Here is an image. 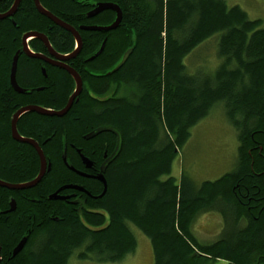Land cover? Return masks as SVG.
<instances>
[{
	"label": "trees",
	"instance_id": "obj_1",
	"mask_svg": "<svg viewBox=\"0 0 264 264\" xmlns=\"http://www.w3.org/2000/svg\"><path fill=\"white\" fill-rule=\"evenodd\" d=\"M14 1L1 0L0 14ZM39 1L80 34L81 53L68 65L80 75L83 92L63 118L28 113L17 123L22 136L39 142L51 171L33 189L0 188V264H73L75 254L80 263L120 262L138 248L135 230L149 240L152 264H264L261 20L225 0ZM99 3L119 6L120 26L108 33L80 30L113 24L112 11L87 17ZM30 32L45 35L60 54L75 49L73 36L40 15L33 0H21L17 13L0 21V180L10 184L31 182L40 173L33 148L10 137L13 115L26 106L62 110L75 85L67 72L48 71L46 92L14 91L13 59ZM212 38L216 70L189 72L185 59ZM104 42L101 55L88 62ZM29 47L46 50L37 39ZM130 49L125 65L113 72ZM30 58L21 54L17 62L22 88L43 81L40 64ZM218 104L237 133L236 168L199 186L186 174L177 179L174 162L191 129ZM81 156L93 167L86 168ZM98 176L107 185L102 197ZM67 184L82 186L91 198L83 194L78 205L49 199ZM12 201L16 211L4 214ZM209 212L221 214L224 228L216 241L203 243L193 228ZM24 238L23 251L12 257Z\"/></svg>",
	"mask_w": 264,
	"mask_h": 264
},
{
	"label": "rangeland",
	"instance_id": "obj_2",
	"mask_svg": "<svg viewBox=\"0 0 264 264\" xmlns=\"http://www.w3.org/2000/svg\"><path fill=\"white\" fill-rule=\"evenodd\" d=\"M225 1L230 7H241L250 20H261V27L264 28V0ZM184 62L189 72L195 73L199 70L202 75L213 74L220 63L217 58L215 38L198 47ZM237 148V133L226 117L224 106L218 104L212 108L205 119L191 129V138L174 162L173 176L179 179L180 175L186 174L197 186L206 181H217L236 168ZM72 186L73 184L64 185L58 192ZM64 198L67 200L68 196ZM223 228L221 214L209 212L199 217L194 224L193 233L199 241L210 243L219 238ZM135 232L138 240L136 252L120 262L107 264L153 263V252L149 240L139 230ZM76 257V254L72 257L73 264H96L90 261L80 263Z\"/></svg>",
	"mask_w": 264,
	"mask_h": 264
},
{
	"label": "water",
	"instance_id": "obj_3",
	"mask_svg": "<svg viewBox=\"0 0 264 264\" xmlns=\"http://www.w3.org/2000/svg\"><path fill=\"white\" fill-rule=\"evenodd\" d=\"M1 1V0H0ZM21 0H15L13 6L11 7V9L4 13V14H0V21L8 19V18H12L18 11L19 5H20ZM34 4H35V8L38 11V13L44 17H46L47 19H49L52 23H54L55 25L59 26L60 28L64 29L65 31L69 32L74 40H75V49L74 51L69 54V55H59L58 53H56V51L52 48L48 38L43 35V34H39L36 32H30L27 33L23 36V42H22V51H19L16 53V55L14 56L13 59V63H12V68H11V72H10V84L11 87L14 89L15 92L20 93V94H25V90H22L17 81H16V71H17V62L19 59V56L23 53L25 55H27L28 57L31 58H38L37 55H34L31 53L29 47H28V40H33V39H37L39 41H41L45 48L47 50H49V52L55 56L60 63L57 64L56 66L60 67V69H62L63 71L67 72L72 79L75 82V90L72 93V95L70 96L66 106L59 111H55V110H50L44 107H40V106H26L24 108H21L20 110H18L12 117L11 120V129H12V135L14 140L20 142V143H25V144H29L31 146H33V148L36 150L39 159H40V173L37 176V178L31 182L25 183V184H10V183H6L4 181L0 180V188H4L7 189L9 191H14V192H20V191H24V190H30L33 189L35 187H37L42 179L45 177L47 172L51 171V165H48L46 162V158L44 156L43 151L41 150V148L39 147V145L30 140V139H25V138H21L20 135L17 132V123L19 121V119L28 113H36L38 115L41 116H47V117H57V118H63L65 115H67V113L71 110L74 102L79 98V96L81 95L82 91H83V82L82 79L80 77V75L70 66H68L66 64V62L68 60H72L75 59L82 50V39L80 37V34L78 32V30H76L75 28H73L72 26L62 22L61 20H59L57 17H55L54 15H52L50 12H48L46 9H44L42 7V5L40 4L39 0H33ZM105 11H112L116 14V19L113 22L112 25L108 26V27H81L80 30H84V31H97V32H101V33H108L110 31H114L116 30L119 26L120 23L122 21V11L120 10L119 6L113 3H99L97 5L94 6V8L88 13L87 17L88 18H94L96 16H98L99 14L105 12ZM104 45L105 42L103 43L101 49L99 50V52H97L94 56H92L88 62L95 60L96 58H98L101 53L104 50ZM132 49L128 50L120 64L114 69L113 72L118 71L122 66L125 65V63L127 62L128 58L130 57V55L132 54ZM83 164L86 166V168H92L93 164L91 161H89L88 159L84 158V156H81ZM65 163L67 165V162L65 160ZM68 166V165H67ZM71 171L79 174L80 176L83 177H89L83 173L77 172L74 168L69 167ZM98 181L102 182V184L104 185V191L102 193L101 196L102 197L105 192H106V181L104 179L103 176H98L95 177ZM76 189V190H80V191H84L83 188H80L78 186H72L69 187V189ZM59 192L54 193L53 195H51L49 197L50 200H65L66 198H59L58 195ZM10 212H13L15 210V201H12L10 204ZM27 238H24L17 246L16 248L13 250L12 252V257H16L18 254H20L24 247L26 246L27 243ZM0 261H1V254H0Z\"/></svg>",
	"mask_w": 264,
	"mask_h": 264
},
{
	"label": "flooded vegetation",
	"instance_id": "obj_4",
	"mask_svg": "<svg viewBox=\"0 0 264 264\" xmlns=\"http://www.w3.org/2000/svg\"><path fill=\"white\" fill-rule=\"evenodd\" d=\"M30 50H31V53L32 54H34V55H37L38 56V58H30V57H28V58H30L31 60H34L35 62H37V63H39L40 65H39V67H40V69H41V73H42V75H43V81H41L42 83H41V85H39L37 88H22L21 86H20V88L22 89V90H25V94H33V89L34 90H36V91H38V92H46L47 91V89H48V85L49 84H51V80H50V78H49V75H48V71L50 72V71H60V70H62V69H60V67H58V66H56L57 64H59L60 63V61L55 57V56H53L50 52H49V50H45V51H39V52H35V51H33L31 48H30ZM56 53H58V52H56ZM59 55H63V54H60V53H58ZM23 55H25V54H23ZM25 56H27V55H25ZM77 58V57H76ZM75 58V59H76ZM72 60H74V59H72ZM70 60H68L67 62H66V64L68 65V62H69ZM69 66V65H68ZM38 67V68H39ZM74 89H75V85H74ZM83 92V91H82ZM18 94H20V93H18ZM82 94V93H81ZM81 96V95H80ZM79 96V97H80ZM11 125V124H10ZM17 132H18V130H17ZM18 134L20 135V137L21 138H25V139H30V140H32V141H34V142H36L38 145H39V147L41 148V145L39 144V142L38 141H36V140H34L33 138H27V137H24V136H22L19 132H18ZM10 137H11V139L14 141V142H18V141H16V140H14V138H13V135H12V129H11V127H10ZM18 143H20V142H18ZM29 145V144H28ZM31 148H33V146H31V145H29ZM33 150L35 151V153L37 154V152H36V150L33 148ZM41 150H42V148H41ZM37 156H38V154H37ZM38 158H39V156H38ZM81 160H82V158H81ZM46 162H47V160H46ZM83 162V161H82ZM39 163H40V159H39ZM47 164L48 165H51V163H49V162H47ZM83 174H85V173H83ZM86 175V174H85ZM73 186H80V185H78V184H73ZM62 188V187H61ZM80 188H83L82 186H80ZM58 192V191H57ZM83 194H86L87 196L88 195H90V194H88L87 192H86V190L84 189V192L83 191H80V190H69V189H65V190H63V191H60L59 193H58V197L59 198H64V197H67L68 196V199L67 200H60V202H65V203H69V204H72V205H78V203L80 202V201H82L83 200V197H82V195ZM90 198H91V195H90ZM84 200H85V202L87 203V201H88V199H85L84 198ZM10 209H11V207H10ZM10 209L9 210H6L5 212H4V214H11L12 212H10ZM14 211H16V210H14ZM13 211V212H14ZM1 252V251H0ZM2 262V257H1V261H0V263Z\"/></svg>",
	"mask_w": 264,
	"mask_h": 264
},
{
	"label": "bare ground",
	"instance_id": "obj_5",
	"mask_svg": "<svg viewBox=\"0 0 264 264\" xmlns=\"http://www.w3.org/2000/svg\"><path fill=\"white\" fill-rule=\"evenodd\" d=\"M121 10V9H120ZM11 72V71H10Z\"/></svg>",
	"mask_w": 264,
	"mask_h": 264
}]
</instances>
